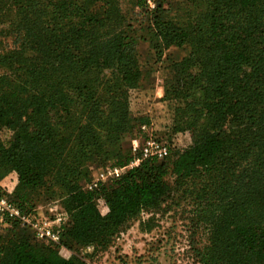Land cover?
I'll use <instances>...</instances> for the list:
<instances>
[{"label": "trees", "instance_id": "trees-1", "mask_svg": "<svg viewBox=\"0 0 264 264\" xmlns=\"http://www.w3.org/2000/svg\"><path fill=\"white\" fill-rule=\"evenodd\" d=\"M8 1L17 16L14 50L0 56V178L17 172L9 197L21 213L35 205L39 188L58 185L70 219L60 243L75 252L74 245L106 248L142 213L151 222L190 198L210 232L197 251L200 264H264V219L254 217L264 198V76L247 79L239 69L247 60L261 66L263 45L258 60L243 50L260 43L257 28L247 26L264 27V0H209L214 11L191 37L188 28L163 21L162 2L147 10L145 32L155 48L159 40L164 47H194L181 63L183 78L164 98L171 92L177 100L192 98L202 82L200 110L208 122L192 124L188 147L144 159L92 190L81 184L89 180L86 163L100 152L127 163L133 158L124 147L127 135L149 122L133 118L127 104L129 89L143 78L136 45L147 36L137 35L109 0H0V7ZM99 1L105 3L92 7ZM146 1L137 5L146 9ZM45 3L51 4L47 19L40 10ZM195 63L200 69L193 74ZM228 122L238 130L226 132ZM233 142L244 144V154H227ZM3 219L0 226L10 229L0 234V264H86L40 243L17 218Z\"/></svg>", "mask_w": 264, "mask_h": 264}, {"label": "rangeland", "instance_id": "rangeland-1", "mask_svg": "<svg viewBox=\"0 0 264 264\" xmlns=\"http://www.w3.org/2000/svg\"><path fill=\"white\" fill-rule=\"evenodd\" d=\"M139 1H108L113 4L114 9L120 15L124 16L126 22L133 24L137 35L147 36V39L139 40L136 45L137 59L143 71V78L139 87L129 89L127 104L133 118L143 117L149 120L146 125L157 139L169 144L172 153L175 149L186 148L192 144L193 137L190 132L192 124L196 123L197 126H201L208 122L207 116L200 110L204 93L201 91L202 82H197L192 98L177 100L173 92L168 98H164L165 91L183 78L181 63L192 56L194 47L191 43L164 47L160 45L161 40H159L157 43L159 47L155 48L145 32L149 18L147 13H150L147 10H153L157 2H162L164 10H166L163 21L171 22L176 27L188 28L191 37L197 34L200 26L212 15L214 9L210 7L209 0H147L146 9L137 5ZM100 3L105 2L99 1L92 7L99 8L98 4ZM40 10H43V17L46 19L52 16L49 13L51 4L46 8L45 3L40 6ZM16 12L17 7L9 6V1L0 7V56L14 50V37L10 32L13 22L16 21ZM232 22L239 21L233 19ZM251 28L252 30L257 28L254 32L259 34L260 43H257L254 48H251L249 43L248 49H244L243 54L249 53V58L258 60L261 56L262 45L264 46V27L257 22L252 27L247 26V30ZM241 36L244 38L247 34L244 33ZM256 37L257 35L253 36V38ZM262 56L260 67L254 66L252 61L247 60L239 66L240 74L247 79H251L254 75L258 78L260 73L264 76V67L262 66L264 65V55L262 54ZM198 69H200V65L195 63L193 74L198 72ZM258 85L260 84L258 83ZM261 87L264 88V86ZM224 130L233 133L238 130V126L235 122L224 123ZM149 134V132L143 131L140 126V132L139 129H134L127 135L124 147L131 152L130 155L133 157L127 163L119 165L114 161L116 159L114 156L105 158L100 155L101 157H99L98 154H104L102 152L93 155V158L85 165L89 172V180L81 181L83 188L91 190L89 189L90 184L98 180L101 172L108 168L121 167L124 174L137 167L146 159L143 156L142 148ZM2 138L6 140L8 134L2 133ZM135 144H137L136 149ZM243 148V143L233 142L227 154L230 156L244 154ZM9 175L16 178V185L11 191L14 192L18 183V174L16 171H11L7 176ZM112 179L115 177L101 180L99 185ZM66 197L65 191L58 185L47 184L33 193V198L36 200L35 205L23 215L40 221H57L61 218V225L65 227L70 220L64 204ZM259 203L260 206L255 209L254 217L261 222L264 219V198ZM99 208L102 214L108 211L103 199L99 200ZM150 216L149 213H142L139 218L131 221L126 230L117 235L106 248L74 245L76 251L73 252L65 246H61V243L53 245L59 246V252L63 257L76 256L84 260L86 264H200L196 257L197 251L206 244L210 232L205 225L198 223L190 198L183 199L180 205L157 214L154 220L148 222ZM19 226L28 234L33 233V227L23 226L21 223ZM9 229L10 226H0V234H7ZM40 243L47 244L46 241H40Z\"/></svg>", "mask_w": 264, "mask_h": 264}, {"label": "built area", "instance_id": "built-area-1", "mask_svg": "<svg viewBox=\"0 0 264 264\" xmlns=\"http://www.w3.org/2000/svg\"><path fill=\"white\" fill-rule=\"evenodd\" d=\"M142 130L149 132L147 140L143 146V156L146 159H164L170 154V146L167 142L157 139L152 130L147 126H142ZM137 144H135V149ZM123 174V168L111 167L101 172L100 178L92 182L89 189H94L99 185V181L105 180L108 177H119ZM11 191L5 188H0V220L3 221L5 217L17 218L23 226L33 227V234L36 240L46 241L47 243L59 244L62 238L63 226L62 219L59 218L56 222L40 221L27 218L21 213L16 204L10 199ZM6 224V223H5Z\"/></svg>", "mask_w": 264, "mask_h": 264}, {"label": "crops", "instance_id": "crops-1", "mask_svg": "<svg viewBox=\"0 0 264 264\" xmlns=\"http://www.w3.org/2000/svg\"><path fill=\"white\" fill-rule=\"evenodd\" d=\"M15 185H16V178L13 175L0 178V187L8 189L9 191H12ZM50 222L57 223L56 220L50 221Z\"/></svg>", "mask_w": 264, "mask_h": 264}]
</instances>
